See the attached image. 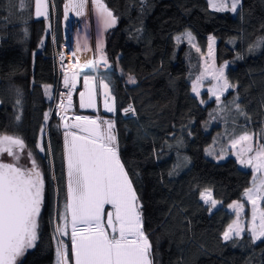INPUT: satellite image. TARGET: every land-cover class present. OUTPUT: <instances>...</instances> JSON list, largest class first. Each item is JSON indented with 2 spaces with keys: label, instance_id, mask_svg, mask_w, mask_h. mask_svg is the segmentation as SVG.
<instances>
[{
  "label": "trees",
  "instance_id": "1",
  "mask_svg": "<svg viewBox=\"0 0 264 264\" xmlns=\"http://www.w3.org/2000/svg\"><path fill=\"white\" fill-rule=\"evenodd\" d=\"M67 1L49 0V13L38 17L36 0H0V135L21 138L47 182L40 238L20 264H57L68 175L62 120L51 113ZM103 1L116 17L106 44L112 66L94 72L114 97L112 131L141 202L153 264H264V238L223 239L236 218L227 206L243 199L254 173L233 157L211 156L244 133L264 144V0H242L238 14L216 11L209 0ZM188 33L192 42L182 39ZM212 35L218 63H230L232 88L220 104L193 92ZM205 190L224 206L212 211L200 198ZM65 242L74 264L70 236Z\"/></svg>",
  "mask_w": 264,
  "mask_h": 264
},
{
  "label": "snow or ice",
  "instance_id": "2",
  "mask_svg": "<svg viewBox=\"0 0 264 264\" xmlns=\"http://www.w3.org/2000/svg\"><path fill=\"white\" fill-rule=\"evenodd\" d=\"M97 16L103 29L113 27L116 19L113 13L101 3V0H92ZM216 11L229 10L225 0H209ZM240 0H232L230 10L235 12ZM23 5V0H21ZM87 0L71 2L66 6L82 15ZM42 7L45 11H41ZM47 16L46 4L43 0H36V16ZM187 36L191 39V34ZM179 39V37L177 38ZM212 41V37H209ZM103 43L97 44V51L102 55ZM199 51V49H197ZM212 45L209 44L211 56ZM75 55V53H73ZM106 63V61H105ZM84 67L94 70V62L86 60ZM207 72L208 69L206 68ZM79 73L72 72V87H75V78ZM85 75V89L89 92L88 102L85 103V94L81 93V107H92V89ZM212 79L219 87L209 89L215 96L217 103L221 100L224 90L231 87L225 77V68L212 66ZM129 82L134 83L133 78ZM222 82V83H221ZM201 78L193 84V92L199 95L198 87ZM65 87L69 85L67 73L64 77ZM105 89L107 84H103ZM48 92L47 86L45 87ZM69 93V102H70ZM107 95V93H105ZM107 111H113L107 101ZM237 110L239 107L237 106ZM126 111H132L129 108ZM48 114H45L47 120ZM19 119V117H17ZM63 119V118H62ZM77 121H83L90 127L74 124L87 135L65 133V149L67 155V197L65 211L62 215L64 224L57 228L61 235H68L70 226L71 258L74 264H153L151 243L143 231L141 205L123 163L118 154L116 137L113 134V123L104 121L106 130L96 120L77 116ZM71 136V140L68 137ZM253 136L248 133L234 137L231 147L237 149V160L253 170V187L247 189L244 196L252 205L251 227L249 229L253 242L264 238V210L259 207V201L264 200V144L252 143ZM24 143L18 137L0 136V154L7 153L16 163H0V264H16L18 257L26 249L34 246L37 238V217L41 210L44 183L38 165L33 160L32 167L22 168L18 165L19 156L16 149H23ZM43 150V148H41ZM211 155V153H209ZM252 154V155H249ZM31 154L29 153V157ZM223 159V155L220 157ZM255 173L262 174L259 178ZM258 180V186H257ZM201 200L210 203L215 208L217 201L212 199L211 192L205 190L200 194ZM105 205H111L112 211L106 213ZM236 210L237 220L229 225L223 233L225 241L237 237L245 230L241 222L240 212L244 205L234 203L229 206ZM70 217V219H69ZM257 220L259 224L257 225ZM111 230L110 232L108 230ZM57 264H70L65 246L60 245L56 250Z\"/></svg>",
  "mask_w": 264,
  "mask_h": 264
},
{
  "label": "rangeland",
  "instance_id": "3",
  "mask_svg": "<svg viewBox=\"0 0 264 264\" xmlns=\"http://www.w3.org/2000/svg\"><path fill=\"white\" fill-rule=\"evenodd\" d=\"M71 2H78V0H71ZM215 2L218 3L219 0H215ZM225 2L229 5V10H225V11H231L230 10V4H231L232 0H225ZM43 3L46 4V12L48 13L49 0H43ZM101 3L104 4V1L101 0ZM242 3H243L242 0H240V3L238 5V7H237V10L235 12H232V11L231 12L234 13V14H238L240 9H241V7H242ZM69 4H70V0L67 1L66 6L69 5ZM212 9H214V8L212 7ZM41 11H45V8L42 7ZM91 15H93L92 25H93V22L95 24V31H93L92 35L94 36V34H95V37H94V44H93V41L91 42V39H89V42L87 44L88 47H87V46H85L84 43H81L80 34L83 33V31L88 32L87 29L85 30V28L89 29ZM43 16L44 15H41V16H38V17H43ZM113 17L116 19V17L114 15H113ZM65 20H66L65 21V28H66V24L68 23L67 30L69 32L67 33V35H68L69 40L62 44L63 49L65 50V46L70 47L71 50L73 51V53L76 54V56L74 57V59L76 60V63L82 68V70H84V72L85 71L87 72L88 76L92 75L96 79L97 73H95L94 71L102 70L101 69V65L102 64H105L108 69H109V67L112 66L111 62L109 61L110 60L109 56H108V54L106 52V44H107L108 33H109V31H110V29L112 27L107 28V29H103L102 28V24H101V22H100V20H99V18L97 16V13L95 11V8H94V5L92 3V0H87V4L85 6V9H84L82 15H78L77 11L75 9H73L71 7H68L67 10H66V19ZM89 33H90V31H89ZM211 37H212V41L211 42L209 41V44L211 43V45H212L211 56L209 55V47H208L207 53L205 55H203L202 70H201L200 74H198L196 76V78L193 80V84H194V83H196L197 78H201V83L199 84V87H198V91H199L200 94L198 96L202 97L203 101H205L204 100V96L205 95H206L205 97H207L209 100H216L215 96L212 94V92L209 91V89H211V88H214V87L218 88L219 87L218 82L216 80L212 79V66L214 65L216 68L224 67L225 68V77L228 80L227 71H228V68H229V65H230L229 62L228 63H224V64H219L218 63V60H217L218 39L214 35H212ZM182 39L192 42V39H189L188 36L187 37H183ZM100 41H102V43H103L102 55H103L104 59H101V52L97 51V44ZM94 47H95V49H94ZM63 49H62V51H63ZM62 51H61V53H63ZM86 60H92L94 62V70H90V69L84 67V62ZM105 61H106V63H105ZM206 68L208 69L207 72L205 71ZM103 70H105V69H103ZM95 82H96V85H93L92 87H96L98 95L100 94L99 95L100 98H98L96 96L97 99L100 101V103H102L103 98L110 99L107 103L110 106H112L114 110L111 111V112L106 110L105 113H102V108H101V111L99 112V109H98V113H96V111H95L96 108H94V107H81V105L79 107L77 105V108H76L75 105H74V100L69 102L67 100L68 99L67 96H65V95H67L66 93H59L60 98L53 101V110H52L53 113H51V116L56 115L58 117H61L64 133L70 132V133H76L78 135H87V133L81 132L78 128L72 127V125L80 124L83 127H90V125H87L83 121H77L75 118L77 116L89 117L91 115H95V113L98 115L97 124L101 125V128H103L104 125H106V124L103 123L104 121H111L113 123L114 127L116 126L115 120L111 116V114L115 113V110H116L115 101L113 99L114 97L112 96V93L110 94L111 91L108 94V90L107 89H105V92H104V94L107 93V95H105V97L103 96V93H102V85L103 84H107L109 89H110V85L103 79H101L100 81L96 80ZM228 82L231 85V87H229L228 89H226V90H224L222 92L221 100H220L219 104L222 102L223 97L226 95V93L232 88V84L230 83L229 80H228ZM98 86H100V89L98 88ZM52 93H53V91H52ZM79 99H80V97H79ZM126 112L128 114L131 113V111H126ZM107 114H109V115H107ZM105 117H107L108 119L105 118ZM47 133H48V131H47ZM2 135H8V136L16 137V136L9 135V134H1L0 136H2ZM252 136H253L252 143H253L254 147L258 143L259 144H263V142H262V140H261V138L259 136H256V135H252ZM64 138H65V136H64ZM68 139L71 140V136H69ZM23 143H24V148L22 150L21 149H16L15 150L17 152L18 156H19L18 165L20 167H22V168L30 169L32 167V161L33 160L38 165V168H39V171L41 172L43 183H44L43 198H42V199H44V202H43V209H44L45 199H46V195H47V182H46V179H45V174L43 172L40 159H38V157L33 152L29 151V149H28V147H27V145L25 144L24 141H23ZM116 145H117V148H118V154H119L120 160L123 163L122 158L120 156L119 144H118L117 141H116ZM239 147L240 146L238 145L237 149H233L231 147V143H230L227 146L224 145L220 149L214 151V153L211 156H213L216 160H219V161H225V160H227V159H229L231 157L237 159L235 153H236V151L238 150ZM29 153L31 154L30 157H29ZM221 155H223V157H224L223 159L220 158ZM249 155H252V154H249ZM66 161H67V155H66ZM0 163H16V161H14L13 157L9 156L7 153H3V154H0ZM240 165L244 169H251L252 170L251 167H246V166L242 165L241 163H240ZM125 170H126V168H125ZM255 175L259 178L262 174L255 173ZM257 186H258V180H257ZM251 187H253V184H252ZM137 196H138V194H137ZM211 197H212V199L217 201L216 207L215 208H211L212 211L224 206V203L222 201H219V200H217L214 197L213 192H211ZM138 199H139V197H138ZM139 202H140V199H139ZM234 203H241V204L244 205L243 209L240 212V216H241V222H242L243 227H244L245 230L241 233L240 236H243V235H245L247 233L250 234L249 229L251 227V216H252V205H251V203L247 200V198L245 196L243 197L242 200H236V201L230 203L227 206V209L230 210L231 212H233L235 214V216H236V210L229 207L230 205H232ZM258 203H259L260 209L264 210V200L259 201ZM207 204L210 205V203H207ZM140 205H141V202H140ZM109 210H112L111 205H105V217H106V213ZM140 210L142 212V209H140ZM69 219H70V217H69ZM236 220H237V216L235 218V221ZM142 221H143V216H142ZM256 223L258 225L259 221L257 220ZM63 224H64V220L62 222V225ZM108 231L110 232V229ZM143 231H144V227H143ZM68 233H69L68 235H61L59 233V246L60 245L65 246L67 252H68V245L66 244L65 241H66V237L70 236V226L68 228ZM39 235H40V219L37 222V238H36V240L34 242V246L25 250L23 256L20 257V259L18 260L19 264L23 261L25 256L37 246V243H38L39 238H40ZM234 237H237V236H235L233 234L232 238H234ZM262 239L263 238H261L260 240H262ZM257 241H259V240H257Z\"/></svg>",
  "mask_w": 264,
  "mask_h": 264
},
{
  "label": "built area",
  "instance_id": "4",
  "mask_svg": "<svg viewBox=\"0 0 264 264\" xmlns=\"http://www.w3.org/2000/svg\"><path fill=\"white\" fill-rule=\"evenodd\" d=\"M63 53L59 52L58 53V60H59V72H60V77H59V82H58V95L57 99L60 98L59 93H66L67 95V100L69 101V93L70 95V102L74 100V97L80 89L83 87L84 83V70L76 63V60L74 59L75 55H68L67 51L63 49ZM72 72H77L79 73L78 76L75 78V87H72ZM67 73L69 77V85L68 87H65L64 84V77L65 74Z\"/></svg>",
  "mask_w": 264,
  "mask_h": 264
},
{
  "label": "crops",
  "instance_id": "5",
  "mask_svg": "<svg viewBox=\"0 0 264 264\" xmlns=\"http://www.w3.org/2000/svg\"><path fill=\"white\" fill-rule=\"evenodd\" d=\"M48 13H49V8H48ZM47 13V14H48ZM88 75V74H87ZM89 77H91V79H89V81H88V84H89V88L90 89H92V97H93V102H95L96 103V109H97V112L96 113H98V108L97 107H99V100L97 99V97H98V92H97V90H96V87H92L93 85H96V79H95V77L94 76H92V75H89ZM92 82V83H91ZM84 85H85V80H84ZM107 90H108V94H109V92H110V89L109 88H107ZM104 92H105V88L103 87V85H102V93H103V96L105 97V94H104ZM81 93H84L85 94V97H87V102H88V96H89V92L85 89V86H84V88H83V90L82 91H80V94ZM110 94H111V92H110ZM97 96V97H96ZM107 97V96H106ZM99 98V97H98ZM108 98V97H107ZM110 99H106V98H103V101H102V103L104 104V106H105V102L107 101H109ZM113 100V99H112ZM80 105H81V103H80ZM106 109V108H105ZM95 113V115H97Z\"/></svg>",
  "mask_w": 264,
  "mask_h": 264
},
{
  "label": "water",
  "instance_id": "6",
  "mask_svg": "<svg viewBox=\"0 0 264 264\" xmlns=\"http://www.w3.org/2000/svg\"><path fill=\"white\" fill-rule=\"evenodd\" d=\"M67 25H68V23L66 24V42L69 40L68 35H67V33L69 32L67 30ZM86 29H87L88 32L83 31V33L80 34V37H81L80 41H81V43H84L85 46L88 47L87 44L89 42V39H91V42L92 41L94 42V36L92 35V33H93V25H92V20L91 19H90L89 29L85 28V30ZM89 31H90V33H89ZM80 102H81V98H80ZM84 102L87 103V97H85ZM92 107L96 108V103L95 102H93V106ZM95 111L97 112V109Z\"/></svg>",
  "mask_w": 264,
  "mask_h": 264
},
{
  "label": "flooded vegetation",
  "instance_id": "7",
  "mask_svg": "<svg viewBox=\"0 0 264 264\" xmlns=\"http://www.w3.org/2000/svg\"><path fill=\"white\" fill-rule=\"evenodd\" d=\"M99 105V107H97L98 109H99V112L101 111V108H102V113H105V111H106V109H105V106H104V104L103 103H99L98 104ZM98 115H91V116H89L88 118L89 119H93V120H98ZM105 118H107V117H105ZM108 119V118H107ZM107 129V125H104V127L102 128V130H106ZM45 201H46V199H45ZM43 202H44V199H42V203H41V210H40V213H39V215H38V217H37V222H38V220L39 219H41V216H42V213H43ZM109 211H112V210H109ZM105 219H106V217H105ZM111 231V230H110ZM23 256V255H22ZM22 256H20V257H22ZM20 257H18L17 258V260H16V264H19L18 263V260L20 259Z\"/></svg>",
  "mask_w": 264,
  "mask_h": 264
},
{
  "label": "bare ground",
  "instance_id": "8",
  "mask_svg": "<svg viewBox=\"0 0 264 264\" xmlns=\"http://www.w3.org/2000/svg\"><path fill=\"white\" fill-rule=\"evenodd\" d=\"M65 51H67V54H68V55H73V51L71 50L70 47L65 46ZM101 69H108V68H107V66H106L105 64H102V65H101ZM55 100H56V99H55ZM144 233H145V231H144Z\"/></svg>",
  "mask_w": 264,
  "mask_h": 264
},
{
  "label": "clouds",
  "instance_id": "9",
  "mask_svg": "<svg viewBox=\"0 0 264 264\" xmlns=\"http://www.w3.org/2000/svg\"><path fill=\"white\" fill-rule=\"evenodd\" d=\"M62 49H63V47H62ZM84 74H85V72H84ZM83 88H84V83H83V87H82V89L79 90V93H80V91L83 90ZM77 92H78V91H77Z\"/></svg>",
  "mask_w": 264,
  "mask_h": 264
}]
</instances>
